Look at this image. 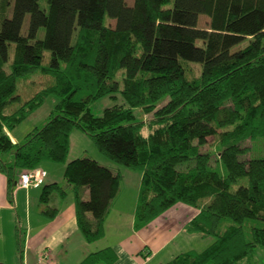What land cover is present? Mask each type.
Segmentation results:
<instances>
[{"label":"trees","instance_id":"1","mask_svg":"<svg viewBox=\"0 0 264 264\" xmlns=\"http://www.w3.org/2000/svg\"><path fill=\"white\" fill-rule=\"evenodd\" d=\"M40 2L0 0V171L11 201L22 172L44 162L64 164L81 232L90 243L104 237L123 176L89 156L69 162L78 129L104 156L143 174L137 231L184 204L196 210L184 229L216 238L204 252L168 264H239L264 249V226L257 223H264V156L247 159L244 145L264 143V0H135L132 6L127 0H47L45 10ZM107 16L116 24L107 26ZM191 64L200 66L199 75ZM37 72L51 76L52 85L24 100L18 81ZM117 94L127 105L102 116L92 112L93 102ZM52 95L58 102L49 120L14 143L9 132ZM135 109L152 118L136 122ZM212 137L219 139L218 153L204 149ZM243 179L247 183L233 189ZM55 193L69 191L44 185L42 210L51 219L59 214L50 206ZM16 232L22 264L25 234L21 226ZM117 259L105 249L82 264Z\"/></svg>","mask_w":264,"mask_h":264},{"label":"crops","instance_id":"2","mask_svg":"<svg viewBox=\"0 0 264 264\" xmlns=\"http://www.w3.org/2000/svg\"><path fill=\"white\" fill-rule=\"evenodd\" d=\"M39 111L40 108L28 120L36 118ZM32 127L23 133H18L20 127L16 128L10 131L9 135L14 143H21L38 126ZM74 135L71 134V151ZM84 138L83 142L88 145L89 141H85ZM97 154L95 151L91 157L123 176V190L108 213L104 237L93 243L86 240L78 226L75 193L71 191V187L66 197L53 195L52 200H55L53 208L58 209L59 214L51 219L42 210L41 195L44 186L14 189L11 201L9 180L0 171V264H21L17 226H21L26 232L22 264H82L88 256L105 249H111L117 255L118 259L114 264H168L181 254L194 252L188 248L179 251L180 244H175L176 241H180L187 247L189 237L195 235L184 229L185 223L190 220L188 215L179 217L166 213L144 229L140 231L135 229L143 174L111 163L103 155L101 157ZM80 157L83 155L71 157L69 162ZM65 167L64 164L44 162L39 168L48 173L46 184H64ZM81 194L84 200L89 199L88 188H83ZM33 204L37 205L35 209ZM21 222H24V226ZM174 249L178 251L172 253ZM158 256L164 259L156 262Z\"/></svg>","mask_w":264,"mask_h":264},{"label":"rangeland","instance_id":"3","mask_svg":"<svg viewBox=\"0 0 264 264\" xmlns=\"http://www.w3.org/2000/svg\"><path fill=\"white\" fill-rule=\"evenodd\" d=\"M135 0H127V3L132 6L134 5ZM41 4V8L42 9H48V3L47 0H41L40 2ZM105 24L107 26H111L112 24L115 25L116 24V20L110 18L109 16H107L106 20H105ZM209 24V18L205 15H203L201 17V22H200V26L205 28L208 27ZM30 25V15H27L26 19H25V23H24V27H23V33H26L28 28ZM45 29L42 28L39 31V35L38 37L40 39H43L45 37ZM202 44V42H199V45ZM15 54V46L12 44L10 47V58H11V62L13 60ZM51 61V53L49 51H47L45 53V61L44 64L47 65L49 64ZM10 62V64H11ZM10 64L7 66V69L10 70ZM193 71H195L196 75H199L201 72V68L199 65L197 64H191ZM53 82V78L51 76L48 75H43L40 72L34 73L29 75L27 78H23L20 79L18 81V94H20L24 100H29L31 99L37 92L42 91L43 89L49 87L52 85ZM168 98L163 99L162 101H160L158 103V107L163 106L164 104H166ZM58 102V98L56 95H52L50 96L45 103L40 107V111L38 112V115L36 116V118H33L31 121H29L28 119L22 124V126L20 125L18 128V133H23L25 131L29 130V127L32 129V126H38V127H42L48 120L50 117V114L52 113V111L54 110L55 104ZM115 105H127V102L125 101V99L123 98V96L121 94H117L116 97H111V96H105L102 97L98 100H96L95 102H93L91 104V109L92 112L97 115V116H102L104 111L107 108L113 107ZM10 109L7 110V112ZM135 116H136V122H140V121H145V123H147L151 118L152 115L151 114H146L145 112H143V110L141 109H135L134 110ZM145 132H147V129L145 127ZM82 133L84 135H86L84 132H82L81 130H74L72 132V135H74L73 137V149L71 151V154L69 155V159L74 156H94V152L96 151V153H98L97 155L103 157L104 155L99 151L98 147L96 146V144L92 141V139L89 136H84L82 135ZM84 138L85 141H89L88 145L83 142L82 138ZM218 142L219 139L212 137L209 139V144L204 148L206 151L207 150H212L214 153H218ZM245 147H248L250 149V153H248L246 155L247 159L251 158L252 156H264V143L261 140L258 141H247L245 142ZM82 149V150H81ZM85 150V151H84ZM103 155V156H102ZM96 156V155H95ZM106 157V156H104ZM76 158V157H75ZM107 160L111 161V163H115L114 161L110 160L109 158L106 157ZM185 166H182V168ZM247 183V179H243L241 180L239 183H237L233 189H237L240 185L246 184ZM65 188H67V190L69 191V185L67 184L66 179L64 180V184H62ZM70 192V191H69ZM55 196H58V193L54 194ZM54 196V197H55ZM55 200H52L50 206L54 207ZM37 207V205L33 204V209H35ZM167 213H171V214H175L177 216H189L188 218L191 219L193 216H195L196 210L188 205H184V204H180L179 206L170 209ZM91 220L94 221L93 217H91ZM23 221V220H22ZM260 223V227L264 226L263 222H257ZM22 226H24V222H21ZM24 230V234L26 235L25 229ZM190 242L187 245V247H184L183 243H181L180 241H176L175 244H180V248L179 251L181 250H192L194 252L197 253H202L204 252L207 248H209L211 245H213L216 241L215 237H202L199 234H195L193 237H189ZM176 250L178 251V249H174L172 253L176 252ZM183 252V251H182ZM160 256V255H159ZM157 258V261H160L161 259L164 258ZM168 258V257H167ZM239 264H264V249H257V251L255 252V254L249 258L246 259L242 262H240Z\"/></svg>","mask_w":264,"mask_h":264},{"label":"built area","instance_id":"4","mask_svg":"<svg viewBox=\"0 0 264 264\" xmlns=\"http://www.w3.org/2000/svg\"><path fill=\"white\" fill-rule=\"evenodd\" d=\"M48 173L42 168H36L21 173L15 189L42 188L47 181Z\"/></svg>","mask_w":264,"mask_h":264}]
</instances>
